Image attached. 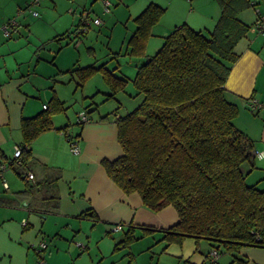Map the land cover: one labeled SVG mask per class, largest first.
<instances>
[{"label":"trees","instance_id":"1","mask_svg":"<svg viewBox=\"0 0 264 264\" xmlns=\"http://www.w3.org/2000/svg\"><path fill=\"white\" fill-rule=\"evenodd\" d=\"M217 2L221 14L212 30L197 31L185 23L175 28L162 38L158 51L137 68L133 79L118 76L105 64L61 74H70L77 88L101 74L109 88L105 101L116 99L132 83L136 96H142L140 104L126 114H121L118 107L104 116L115 117L123 149L121 157L102 161L108 177L125 194H139L144 206L153 212L168 206L177 211L178 222L160 230L165 247L191 238L196 243H210V252L216 249L221 257L225 254L235 259L244 246L264 248V189L258 182L247 183L256 167L254 142L234 125L239 109L227 99L225 89L241 55L237 46L255 24L243 22L240 14L255 3ZM165 12L162 6L151 3L134 18L136 30L127 42V54L139 58L145 55L153 29ZM83 23L78 26H83L79 34L91 27ZM52 90L46 108L22 118L21 164L15 166L13 158L4 165L23 167L39 136L51 130L67 132L68 126L54 125V118L65 113L67 107ZM66 137L69 143L81 140L80 134L66 133ZM246 164L250 167L247 173ZM19 176L25 179L20 172ZM29 192L30 187L22 194ZM138 240L130 226L114 250L129 249Z\"/></svg>","mask_w":264,"mask_h":264},{"label":"crops","instance_id":"2","mask_svg":"<svg viewBox=\"0 0 264 264\" xmlns=\"http://www.w3.org/2000/svg\"><path fill=\"white\" fill-rule=\"evenodd\" d=\"M20 1L24 2L0 0V34L3 37L4 24L16 17L19 19L24 10ZM250 1L255 3V7L250 8L255 16L250 23L253 25L257 18L256 9L264 14V0ZM168 3L172 4L171 1ZM180 26L165 28L171 33ZM164 36H160L161 41ZM4 50V46L0 47L1 61ZM237 51L241 55L227 79L226 97L239 109L234 125L254 142L255 150L264 152V111L252 112L248 105L251 98L264 104V32L253 26L238 44ZM2 64L0 264H36V247L42 241L48 243L43 253L45 264H153L154 253L147 260L143 258L146 254L143 251L144 236H159L147 249L152 252V246H161L156 264L163 263L162 260L165 264L207 262L206 257L212 249L207 241L196 243L187 238L182 243L166 247L161 241L163 234L160 230L170 228L179 220L172 206L153 212L144 206L139 194H125L108 177L102 161L115 160L123 155L112 115L108 119H104L106 115L96 118L89 115V122L77 126L78 131L76 128L72 133L66 132L71 136L80 134L79 154L71 152L64 131L51 130L31 145L32 155L26 165L3 169L4 164L14 158V147L23 141L22 118L32 117L47 107L51 100L48 92L56 89L57 81L40 75L18 77L4 65L2 68ZM55 91L59 98L58 90ZM56 118L55 127L64 126L57 123ZM260 160L264 161V158ZM19 172L25 179L19 176ZM29 174L34 176L33 179L28 178ZM28 187L30 192L22 194ZM117 224L124 226L122 231H113ZM130 226L139 240L129 249L115 251L116 243L122 240L124 231ZM143 228L156 231H144ZM240 260H244L241 264H264V248L244 246L235 259L224 254L219 261L220 264H240Z\"/></svg>","mask_w":264,"mask_h":264},{"label":"rangeland","instance_id":"3","mask_svg":"<svg viewBox=\"0 0 264 264\" xmlns=\"http://www.w3.org/2000/svg\"><path fill=\"white\" fill-rule=\"evenodd\" d=\"M26 1L29 4L34 0L20 1L24 10L19 19L16 17L18 20L15 18L18 22L16 30L10 37L0 34V47L5 48L0 65L3 63L2 68L4 65L18 77L40 75L55 79V90H58L59 99L67 107L65 113L57 116L56 122L68 126L69 133L79 126L77 118L80 113L86 112L96 118L110 114L119 107L120 113L126 114L140 104L142 96H136V89L129 83L125 93H119L114 100L105 101L109 88L101 74L95 75L83 88H77L70 74L62 75V72L105 64L118 76L133 79L137 68L161 47L160 36L169 33L165 26L185 23L194 30L207 33L215 27L221 13L217 0H37L38 3L31 10L26 9L29 7ZM105 1L110 5L108 11H105ZM151 3H160L158 5L167 12L154 27L145 55L141 58L130 56L127 54V42L136 30L134 18ZM34 11L38 17L33 15ZM254 17L251 9L240 14V18H244L242 20L248 24ZM85 19L91 23L99 19L101 24L92 23L87 32L79 34L82 26L78 25ZM48 93L52 98L53 90ZM95 107L98 109L94 110ZM255 164L247 183L258 182L259 187L264 189V161L256 158ZM249 168L248 164L244 165L246 173ZM158 239L159 236L143 238V251L146 252L143 258L147 260L154 253L156 258L153 264L158 260L161 246H152V252L147 249ZM38 259L37 255L36 264ZM162 262L165 264L164 260Z\"/></svg>","mask_w":264,"mask_h":264},{"label":"built area","instance_id":"4","mask_svg":"<svg viewBox=\"0 0 264 264\" xmlns=\"http://www.w3.org/2000/svg\"><path fill=\"white\" fill-rule=\"evenodd\" d=\"M37 3H38L37 0L32 1L29 4L30 10H31V7H33ZM108 5H109V2L105 1L104 2V6H105V10L106 11H108ZM255 12H256L257 18L255 20L254 27H255V29L257 31L264 32V14H262L259 9H256ZM33 15L35 17H38V13L35 12V11L33 12ZM92 23L95 24V25H100L101 21L99 19H95ZM92 23L88 19L87 20L85 19L83 24H85V25H87V27H89V26L92 25ZM17 26H18V22L15 19H13V20H10L9 22H7L6 24H4V26L2 27V31H3V33H4V35L6 37H9V36H11L12 29L14 27H17ZM83 30L85 31L86 29L83 28ZM248 105H249V108H250V110L252 112L258 113V112L264 111V104L261 103L256 98H251L249 100V102H248ZM77 121H78V123H82V124L83 123H87V122H89V115L86 112L80 113L78 115ZM70 150L74 154H79L80 153L81 148H80L79 139H74V140L72 139L70 141ZM22 151L23 150H22V148L20 146H15L14 147L15 165H20L21 164ZM254 154H255L256 158H258V159H263L264 158V152L263 151L255 150ZM7 167L8 166L4 165L3 169H5ZM33 177L34 176L32 174L28 175L29 179H33ZM123 227L124 226L122 224H117V225L114 226L113 231L114 232L122 231ZM47 246H48L47 242L46 241H42L36 247V252H37V255H38V258H39L37 264H45L46 263L43 253L47 249ZM220 258H221V254L216 249H213L210 252V257H209L208 264H219L218 262H219Z\"/></svg>","mask_w":264,"mask_h":264}]
</instances>
